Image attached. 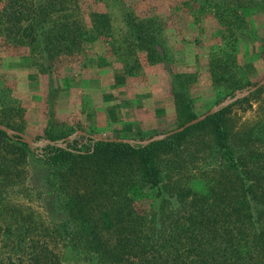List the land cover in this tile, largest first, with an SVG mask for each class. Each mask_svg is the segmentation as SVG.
<instances>
[{
    "label": "rangeland",
    "instance_id": "obj_1",
    "mask_svg": "<svg viewBox=\"0 0 264 264\" xmlns=\"http://www.w3.org/2000/svg\"><path fill=\"white\" fill-rule=\"evenodd\" d=\"M47 12L55 33L67 21L89 39L84 57L58 56L49 75L42 64L9 56L19 50L0 30V93L10 105L0 108V124L36 143H61L77 132L80 143L87 136L146 142L264 80V0H51ZM127 19L143 44H130ZM154 44L166 49L165 62H149ZM227 109L220 126L229 128L241 169L216 157L208 123L157 159L166 196L189 191L176 201L140 200L134 188L101 185L86 166L71 171L15 155L0 137V264H27L35 241H47L65 264H182L173 262L172 237L201 213L231 211L232 199L220 194L264 170V86L220 112ZM253 179L262 184L264 172Z\"/></svg>",
    "mask_w": 264,
    "mask_h": 264
},
{
    "label": "trees",
    "instance_id": "obj_2",
    "mask_svg": "<svg viewBox=\"0 0 264 264\" xmlns=\"http://www.w3.org/2000/svg\"><path fill=\"white\" fill-rule=\"evenodd\" d=\"M49 1L51 0H6L0 21V30L5 32L2 34L11 38V41L15 42V48L19 50V52L9 53V56L23 57L31 65L42 64L48 75L53 72L59 57H66L65 60L74 56L84 57L86 53L82 50L89 41L86 37L87 31L78 32L74 25L67 21L61 23L59 30L55 33L56 30L50 26L52 22L47 21ZM219 21L221 22V17ZM127 22L130 27L133 26L130 44L136 46L143 44L144 37L139 32L140 28L132 25L128 19ZM11 34L14 37H11ZM233 35L237 37V34ZM82 42H84L82 49H77ZM147 52V58L151 64L157 61L165 62L163 60L168 56L161 44H154L147 49ZM223 66L226 70L227 60ZM223 77L224 73L219 76V79ZM172 84L175 91L180 93L182 87L178 79L172 77ZM4 100L0 93V108L6 111L10 105L5 104ZM228 111V109L222 111L201 125L191 127L183 133L149 146L140 143L131 145L103 142L90 136L85 137V140L80 143L77 136L73 141L68 142L66 147L48 144L42 147V152L39 153L40 149L32 151L26 143L11 139L2 131H0V137L4 138V144L11 142L9 147L12 153L16 152L15 155L26 154L36 162L58 168L74 167L71 171L76 170L77 166H86L101 185L134 188L137 195L141 193L140 200L176 201L185 199L189 191L183 189L166 196L165 179L157 159L162 151L174 148L194 130L208 123H211L214 128L216 157L221 158L220 162L223 165L230 164L236 170L241 169L240 158L237 157L240 153L232 149L229 143V128L227 125L220 126L225 122ZM259 168H264L262 155H259ZM258 172H264V170L253 169L249 177L250 182L248 179L244 181V188L239 181L234 193L220 194L223 202L227 196L232 199L235 207L231 211L222 209L216 212V209H210L215 211L212 216L205 218L204 213H201L178 235L172 237L175 246L174 263L264 264V182L254 184L257 181H253ZM66 179L68 180L67 177ZM153 195L154 197H151ZM180 251L184 253L186 262L183 261L182 255L178 254ZM158 255L157 258H163L160 253ZM26 260L27 264H65L47 241L33 242Z\"/></svg>",
    "mask_w": 264,
    "mask_h": 264
},
{
    "label": "water",
    "instance_id": "obj_3",
    "mask_svg": "<svg viewBox=\"0 0 264 264\" xmlns=\"http://www.w3.org/2000/svg\"><path fill=\"white\" fill-rule=\"evenodd\" d=\"M262 86H264V80L262 82H260L259 85L254 87L250 92H254V91L258 90ZM250 92L240 93L234 98H229L226 101H224L223 103L219 104L218 106H215L209 113L199 117L198 119H195V120L187 123L182 128L177 129L175 131H172V132H170V133H168L166 135L153 138V139H151L149 141H146V142H140V141H134V140H119V139H97V138L96 139L99 140V141H103V142H116V143H125V144H131V145H133L135 143H140V144H142L144 146H147V145H149L151 143L164 140V139H166L167 137H169L171 135L178 134L180 132H183L185 129H187L189 127H192L194 125L199 124L200 122H202L205 119H207L209 116H212V115L220 112L221 110H223L224 108L228 107L229 105L235 103L239 99L248 96L250 94ZM0 131L4 132L9 138L19 139L22 142L26 143L27 145H29V147L31 148L32 151H35L38 148H42V147H44L45 145H48V144L57 145L59 147H66L68 142L73 141L79 135H83L81 132H77L75 137H68V138L64 139L61 143L50 142V141H47V140H43L40 143H36L28 135H25L23 133L17 132L15 130L3 125V124H0Z\"/></svg>",
    "mask_w": 264,
    "mask_h": 264
}]
</instances>
